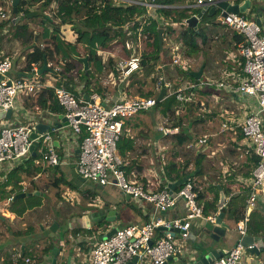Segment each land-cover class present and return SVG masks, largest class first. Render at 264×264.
<instances>
[{
    "label": "crops",
    "instance_id": "crops-1",
    "mask_svg": "<svg viewBox=\"0 0 264 264\" xmlns=\"http://www.w3.org/2000/svg\"><path fill=\"white\" fill-rule=\"evenodd\" d=\"M243 1L244 0H235L234 3L239 4ZM250 1V7L243 15L245 18L249 16L254 21L260 20L261 25L264 26L263 12L260 14L257 13V10L253 8L252 0ZM160 9H173L176 10L177 13L184 11L191 14V10H198L200 8L193 7L192 0H181L179 3L173 5H162L156 2L152 9L146 10V17H151L157 20L159 24L163 25V27H161L163 29L161 48L165 47L166 49H171V46H176L179 48V52L182 55L181 45L176 42L175 35L181 29L187 27V25H180V23L186 21L190 16L175 22L176 13L164 15L159 12ZM30 10L35 11L34 8ZM217 11L220 13V10ZM46 12L48 15L49 9H47ZM171 21H173L172 23H174L175 26L168 24ZM40 23L41 18L38 15L30 19H23L21 22V24L29 26L34 34L42 30ZM39 25L41 26L39 27L40 30L36 32L35 27ZM14 26L15 24H7L4 29L0 30V59L5 56L12 57L13 66L10 72L12 78H23L25 76L30 78V73L22 69L25 67V55L31 50V45L23 46L21 42L12 35L14 34ZM167 27L170 28L172 32H169V29L166 30ZM205 32L207 40L205 44H201L200 54L204 58L203 63L200 64L198 68L194 69L191 67V60L185 58L189 61V68L184 72L188 70L190 72H196L202 68V75L204 73L206 75L204 80L223 83L228 82L231 84L232 80H229V74H234V76L237 77L238 74L241 73V59L237 48L239 36L235 31L221 25L220 18L216 19L214 24H208ZM58 34L61 39L77 44L76 34L69 25H61L58 29ZM48 45H50V43ZM78 47L79 45L77 46V51L79 53ZM80 49L83 53H79L80 55L78 57H85V51L82 47H80ZM103 53L113 56L120 55V59L127 56L124 55L125 53L123 50L115 47ZM78 57H76V62L74 63V70L64 77H62L61 74L58 75L55 77V81L63 85L67 82V79L71 78L73 80L69 86L72 92L76 95L86 96L87 94L84 93L85 80H81L80 76H77V72L75 71L76 65L81 67L80 70H83L82 63L77 60ZM49 63L52 62L48 61L47 64ZM160 66L161 69L157 72H160L161 76L166 78L161 63ZM92 69L94 70V68H91V70ZM178 70H180L178 67L170 66L168 77L171 79V82L177 81V84H171L166 91L167 94L174 93L184 88V84L179 83H193L201 79L197 80L194 78L195 81L183 80L175 74ZM112 72L113 71H110L108 68L104 69L100 74L95 73L94 75L99 81V85L102 86L100 96L106 105L116 100L119 97L118 94L122 93L124 90V83L120 84L118 82L120 78L114 76ZM48 73L49 72H45L43 74L44 79L50 78ZM92 80L93 82L95 81V79L91 77V81ZM90 87L93 88L94 83L90 84L89 88ZM160 88L161 83L155 92L156 96ZM208 89L212 90L209 97L212 98L210 100L213 101L210 103L213 105H206V102L209 100H196L203 104L202 107L201 104L198 103L200 112L205 114L206 119L203 123L193 127L191 123L189 124V130L187 132L191 137L187 144L177 145L174 141H171L170 138H165V135L157 131L158 125L163 122L161 115L157 112L153 114L155 120L153 127L154 133L151 131L148 137H142L141 135V132L146 131L145 128L148 125L143 118L147 116L146 118L151 122L148 113L136 114L126 122V127L127 124H129L130 129L127 127L128 134L125 137L130 136L135 139L134 151L130 157L133 162H136L133 166L131 164V171L128 172L126 176L127 179L141 183L147 190L158 192L162 185L167 188L168 184L173 183L166 181L162 175L163 166L166 162L173 161L180 167V174H183V172H187L186 176L193 174L192 177L195 179L199 192L202 195L201 198L199 197V203L202 208L204 209L205 207L209 209L211 204L215 205L216 212L209 209L208 214L204 216L218 215L220 212L224 214L222 222L226 224L228 228L224 236L217 242L210 240L205 233L203 227L205 224L204 220L192 221L190 235L186 240H182L178 233L175 234V240L180 244L182 250L184 252L190 251L191 262L189 264L200 260L209 250L216 249L225 253L235 245L238 240V235L236 233L237 222L234 221L233 214L231 215L224 210L232 198L245 195V191L249 193L247 185L253 169L255 168L249 159V155L253 151L244 143L239 127L240 122L243 121L246 115L250 100L244 95L227 93L226 90L223 89H212V87ZM217 91L229 94L235 101L234 106L220 105L221 94L216 93ZM212 94H215L217 98H213L211 96ZM32 96L34 95L20 97L17 100L10 119L12 123L24 124L27 122H42L53 124L61 122L59 116L63 115L62 113H52L48 109L39 108L37 105L28 107L30 104V97L31 99L33 98ZM128 96L135 95L128 93ZM242 102L245 105L244 109L239 106V103ZM157 118L159 119L158 121ZM137 122L139 125L133 127V124ZM224 122L227 123L225 129L222 128ZM51 130L50 133L53 137L52 141L55 151L57 154H61L58 165L49 167L42 161L41 157L37 159L34 164L41 166V171L30 178H25L21 183V190L12 193V197L15 194L24 192L32 195L19 199L26 200L33 197L37 198L36 200H38L37 202H39V204L28 209L26 213L43 208L46 200L51 207L53 205V208L48 215L41 212L42 221L39 224L37 235L35 232L24 235L23 232L28 229L24 223L21 229L18 230L21 233L15 235V232L12 230V224L15 223V219L21 220L26 213L20 218L16 217L9 211L10 203L7 207L3 208L2 206L7 198L0 201L2 207L0 208V217H2L0 218V225H4L6 232V238L0 241V264H3L4 258L10 260L13 264L19 259H21V264H28L24 261L26 258L29 259V264H50L53 259V254H56V262L60 264H84V255L88 254L94 243L99 240L100 236L107 233L112 228H120L128 224L142 225L156 217L174 219L184 216L185 206L180 199L176 201L172 208H169L165 212H160L155 209L152 204L128 197L116 186H102L87 180H79L72 172V165L74 166L76 161L75 150L78 144L77 138L68 126H62L57 130ZM139 136L141 138H139ZM204 137H206L205 143H199L198 141ZM38 153L40 154L39 149ZM198 156H201L202 161L201 173L196 175L199 170L195 168L194 162ZM123 161L124 164L128 163V160ZM7 168V165H3V167L0 168V184L6 181L7 176L14 169L12 168L7 171ZM59 178H62L64 183H60L55 187L54 184ZM11 189L12 185H9L5 190L9 191ZM51 191L55 193L60 191L62 200L58 201L59 203L56 205L54 200L50 198ZM65 195L67 197H65ZM217 196L219 200L217 199V201H215V197ZM221 198H223L222 204L220 203ZM243 206L244 201L238 202L240 212ZM248 225L247 235L258 238L255 245L263 249V251L259 256L245 251L241 259V264H264V203L261 200L257 201L255 208L250 212V221ZM51 226H53L54 231L50 229ZM90 230H92L91 234L88 233ZM162 235V230H160V233L157 232V236ZM50 243L53 244L52 250L43 254V248ZM16 244L19 246L18 250H16V248L10 249ZM25 249L33 251V256L22 257ZM54 249L55 251L53 252ZM2 250L6 251L4 256L1 255ZM184 262V256H178L171 258V260H168L165 264H185Z\"/></svg>",
    "mask_w": 264,
    "mask_h": 264
},
{
    "label": "built area",
    "instance_id": "built-area-1",
    "mask_svg": "<svg viewBox=\"0 0 264 264\" xmlns=\"http://www.w3.org/2000/svg\"><path fill=\"white\" fill-rule=\"evenodd\" d=\"M220 1L192 0V4L195 8L210 9ZM225 1L228 6L235 5V0ZM130 2L143 5L146 10H150L157 0ZM0 4V20H7V14L12 10L11 0H0ZM45 13L47 14L46 11ZM24 16L23 13L19 14L22 20L26 19ZM168 24L175 26L172 22ZM220 24L235 31L240 37L237 48L242 63L241 73L237 77L229 74L231 84L209 80L179 83L184 84V88L171 94L165 92L164 99L176 95L181 103L193 101L203 107V104L195 99V90L214 87L226 90L227 93L244 95L250 100L246 115L239 127L244 143L259 158V161L247 185L249 193L245 200L244 215L236 224L238 240L232 248L210 263L241 264L242 256L247 251L242 246L241 239L247 235L250 212L255 208L258 200L264 203V26L261 25L260 20L259 22L247 20L243 14L233 12H227L224 17H220ZM180 25L186 26V21ZM127 48L130 51L129 54L119 59L112 72L114 76L120 78L118 82L126 83L134 73L145 81L151 80L161 69L159 61L141 64L140 36L136 43H128ZM12 62L10 56L0 59V112L9 109L13 112L20 97L34 95L42 89H51L68 122V127L77 138L79 152L74 167L83 180L102 186H116L128 197L152 204L160 212L172 208L178 199L182 200L185 206V214L180 218L156 217L142 225L128 224L116 228L109 238L94 243L88 254L84 255V264H129L134 257L137 258L135 264H165L169 258L178 256H184V263L189 264L190 251L182 250L175 240L174 231L177 230L180 238L186 240L190 235L193 220L214 223L217 217V214L204 216L195 179L186 180L182 187L173 193L167 188L158 192L147 190L141 183L127 179L123 170L124 161L116 149L118 140L128 134L126 122L136 114L155 106L157 96H128L129 90L124 89L118 94L119 97L116 100L106 105L97 92L86 96L75 95L62 84H58L55 77L60 75V70L52 63L47 64L51 69L48 73L50 78L44 79L42 75L37 74L39 69L37 66H33L30 78L26 76L12 78L10 76ZM171 66L183 71L189 68V61L182 57L176 46H171ZM161 82L164 83L166 91L171 84H177V81H167L162 76ZM211 96L217 98L215 94ZM35 124L34 122L17 124L12 123L10 119L0 120V168L7 165L6 170L9 171L30 155V147L33 143L30 134L35 132ZM226 127L227 123L224 122L222 128ZM157 131L163 135H173L179 129L168 127L165 122H162L158 125ZM52 140L50 132L39 134L36 140L40 143L41 159L49 167L58 165L60 159ZM205 141L206 137L198 142L202 144ZM11 201L12 196L7 198L2 206L7 207ZM0 208H2L1 205ZM158 229L162 230V236H157ZM24 261L28 264L30 262L27 258ZM55 264L60 263L55 262Z\"/></svg>",
    "mask_w": 264,
    "mask_h": 264
},
{
    "label": "trees",
    "instance_id": "trees-1",
    "mask_svg": "<svg viewBox=\"0 0 264 264\" xmlns=\"http://www.w3.org/2000/svg\"><path fill=\"white\" fill-rule=\"evenodd\" d=\"M130 1L134 0H20L18 5V16L23 13L26 15L30 12L31 8H34L41 18L42 30L38 33H33L29 26L15 23L13 36L18 39L23 46L31 45V50L25 55V67L23 71L30 73L33 66L41 67L44 59L51 61L52 64L59 68L60 74L64 77L74 70V63L76 57L80 54L77 51V46H81L85 51V55L88 58V70H79L81 80H85L84 93L87 95L92 92H97L101 95V85L95 78V73L100 74L104 69L115 70V65L120 59L119 56L106 55L105 51L111 50L114 47L124 51V55L129 54L128 43H136L140 36L141 45V64L145 65L148 62L158 60L163 66V72L166 76L164 78L167 81L171 79L169 76V69L171 66V49L161 48L158 44V29L163 27L157 20L151 17H146V7L143 5L135 4ZM181 0H157L158 4L162 5H173L179 3ZM49 9L47 15L45 11ZM159 12L164 15H172L176 13L175 22L181 21L192 14H198L200 9L191 10V14L186 12L177 13L173 9H160ZM217 12L209 14L208 11L204 12L200 17L197 29L184 27L176 33V42L181 45L182 57L192 59L195 56L201 54V44H205L206 27L208 24H214ZM12 15V11H11ZM11 17L8 20H0V30L4 29L7 24L10 23ZM173 22V21H171ZM67 24L71 27L72 31L76 34L77 44L65 41L61 39L58 34V29L61 25ZM169 32H172L170 28ZM240 40V37L238 41ZM46 41V42H45ZM50 43V45H48ZM107 65V67H106ZM91 68H94V70ZM242 68V63L240 64ZM177 70V69H176ZM176 75L181 77L183 80L195 81L191 72L178 70L175 72ZM43 77V75H42ZM57 77V76H56ZM92 79H95L93 82ZM161 73L157 72L154 77L145 81L139 77L136 73L132 74L127 82L123 84V89H128L130 94L140 97H155V92L160 85ZM73 79H67V82L63 84V87L67 90L70 89V83ZM94 83L93 88H89L90 84ZM58 84H60L58 82ZM214 89V87H212ZM208 88L202 90H195V98L209 100L207 104L209 106L212 98L209 95L211 91L207 92ZM74 93V92H73ZM75 94V93H74ZM76 95V94H75ZM33 98L30 97V104L28 107L37 105L41 109H48L52 113H62V110L54 98L53 91L51 89H42L36 92ZM35 98V99H34ZM209 98V99H207ZM158 113L161 115L165 125L171 128H178L179 131L173 135H165V138H170L177 145H184L190 141L188 134L189 124L192 127L203 123L206 119L205 114L200 112V106L198 103L193 101L190 102H179L176 95L169 96L163 101L157 103L150 110L141 112L140 114H147V112ZM150 115V114H149ZM151 120L154 119L153 115H150ZM133 127H137L139 123L133 124ZM130 129L129 124H127ZM132 127V126H131ZM154 133V129H153ZM135 139L128 136L122 137L116 144V149L122 160H128V163L123 166L125 175L131 171L132 166L136 162H133L130 157L134 151ZM40 147L39 142H35L36 155H29L25 158L18 166H16L7 176L5 182L0 184V201L12 196L15 191L21 190V183L25 178H30L33 175L41 171V166L35 165L34 162L41 157L38 153ZM60 157L61 154L59 153ZM253 166L258 164L259 158L251 152L249 155ZM201 156H198L194 162V166L201 173ZM184 168V167H182ZM162 175L166 181L176 182L181 177H185L187 172L180 174V167L173 161H168L163 166ZM193 178V177H191ZM64 183L62 178H59L54 184L55 187L58 184ZM12 185V189L6 191V187ZM166 187V186H165ZM163 185L158 191L165 188ZM181 186H178L175 191H178ZM243 196H236L230 200L228 206L224 210L229 214H233L234 221L238 222L244 215L245 200L248 196L247 191L244 192ZM201 198V193L199 194ZM37 198L29 199H17L11 201L9 211L12 212L16 217H22L28 209H31L39 204ZM219 200L218 196L215 197V201ZM31 200L34 201L31 202ZM214 201V202H215ZM244 201V206L241 209L238 207V202ZM215 205L211 204L209 209L216 212ZM204 207V215L208 214V210ZM249 224V223H248ZM249 228V225L247 226ZM33 228L28 227L23 232L24 235L32 234ZM157 232L160 233L158 229ZM89 234L92 230L88 231ZM53 248V244L45 246L42 250L43 254L48 253ZM33 251L25 249L22 257L33 256ZM21 259L16 261L15 264H21ZM3 264H13L10 260L4 258Z\"/></svg>",
    "mask_w": 264,
    "mask_h": 264
},
{
    "label": "water",
    "instance_id": "water-1",
    "mask_svg": "<svg viewBox=\"0 0 264 264\" xmlns=\"http://www.w3.org/2000/svg\"><path fill=\"white\" fill-rule=\"evenodd\" d=\"M20 0H11V8H12V13L13 14H17L18 13V5H19ZM251 1L250 0H244L243 2H240L239 4H235L233 6H228L227 2L225 0H221L220 2H218L216 4L215 7H212L210 9H207L206 7L201 8L200 13L197 14V16H190L189 18L186 19V24L188 29L193 28V29H197V25L200 21V17L202 16V14L206 11H208L209 14L215 13L217 10H220V16L224 17L226 15L227 12H233V13H240V14H244L246 12V10L250 7ZM38 13L35 11H31L26 15V18L30 19L32 17L37 16ZM257 22H259L257 20ZM162 33H163V29L160 28L158 30V44L161 47L162 46ZM77 60L82 63L83 65V70H88V58L87 56L85 57H78ZM51 69L48 68L47 66V61L46 59H44L42 66L38 69L37 74L38 75H43L45 72H50ZM191 75L195 78V79H200L202 76V68L199 69L196 72H191ZM165 86L164 83L161 82V88L160 91L155 99L156 103H159L161 101H163L164 99V95H165ZM12 117V110L9 109L7 111H1L0 112V120L3 119H11ZM59 119L61 120L60 123H36L35 124V132H32L30 134V138L33 140V143L30 147V155L31 156H35L36 155V149H35V142L39 136V134H43L45 132H50L52 131L51 129H60L62 126H68V122L66 121V118L61 115L59 116ZM79 150L76 149L75 150V156H77ZM60 160V159H59ZM73 167V174L81 181H83V179L77 175L74 166ZM193 174H190V176H185L180 178L179 180H177L176 182L170 183L167 185V189L173 193L175 191V189L178 186H181L186 180L190 179L192 177ZM32 194L30 193H18L15 194L12 197V201H15L19 198H24L26 196H31ZM220 203H223V198L220 199ZM223 212H220L214 223L211 222H206L204 224V230L205 233L207 234L208 238L212 241H218L220 238H222L225 234L226 229L228 228V226L226 224H224L222 222L223 219ZM2 218V217H0ZM52 231H54L53 226H51L50 228ZM116 231V228H112L111 230H109L107 233L103 234L102 236L99 237V240H104L106 238H109L114 232ZM178 231L175 230L174 233H177ZM173 233V234H174ZM256 240H258V238H255L251 235H245L242 239H241V244L242 246H244L247 250V252H250L256 256H259L260 253L263 251V249L258 248L255 245ZM55 251V249L53 250V252ZM223 254V252L218 251L216 249H212L209 250L205 253V255L198 261L193 262L192 264H210L213 260L219 258L221 255ZM168 260H171V258H169ZM137 261V258L134 257L132 262H130L129 264H135ZM56 262V254H53V259L51 260L50 264H55Z\"/></svg>",
    "mask_w": 264,
    "mask_h": 264
},
{
    "label": "rangeland",
    "instance_id": "rangeland-1",
    "mask_svg": "<svg viewBox=\"0 0 264 264\" xmlns=\"http://www.w3.org/2000/svg\"><path fill=\"white\" fill-rule=\"evenodd\" d=\"M252 5H253V8L254 9H256L257 10V13H262L263 15H264V0H252ZM12 11V10H11ZM9 15V16H8ZM7 16H8V18L9 17H11V19H10V25H13V24H15V21L17 20V23H21L22 22V19L18 16V14H13L12 13V15H11V12H9L8 14H7ZM220 18V13L219 12H217V17H216V19H219ZM246 19L247 20H253L252 18H250L249 16L248 17H246ZM8 20V19H7ZM39 27H41L40 25L39 26H37V27H35V31L36 32H38L39 30H40V28ZM30 28V27H29ZM31 29V28H30ZM14 31H15V29H14ZM13 35V34H12ZM80 47L81 46H79L78 47V50H79V53H83L82 52V50L80 49ZM191 61V67L192 68H194V69H196V68H198L199 67V65L200 64H202L203 63V61H204V58H203V56L202 55H198V56H195L194 58H192V59H190ZM80 66H78V65H76V72H77V76H80V74L78 73V71L80 70ZM78 70V71H77ZM205 77H206V75H205V73L201 76V81H203L204 79H205ZM209 91H212V90H210V89H208L207 90V92H209ZM216 93H220L219 91H217ZM221 94V100H220V105H227V106H234V104H235V101L230 97V95L229 94H225L224 92H222V93H220ZM156 96V95H155ZM212 103H210V105H211ZM206 105H207V102H206ZM213 105V104H212ZM211 105V106H212ZM239 106H241L242 107V109H244V103L242 102V103H239ZM148 113V115L150 114L151 116L153 115V110L151 111V112H147ZM147 116H145L143 119L147 122V124L150 126V128H149V126L147 125L146 126V128H145V130L146 131H144V132H141V135H142V137H148L149 136V134L151 133V131H153V127H154V119L153 120H151V118H150V120H151V122L146 118ZM154 117V116H153ZM159 119L157 118V121H158ZM152 125V126H151ZM139 138H141L140 136H139ZM50 198L52 199V200H54V203H55V205L56 204H58L59 202L58 201H60V200H62V198H61V195H60V191H58V193H55V192H53V191H51V193H50ZM65 197H67L66 195H65ZM31 202H33L34 203V201L33 200H31ZM53 208V205H52V207H51V205L49 204V202L46 200V202H45V205H44V207L43 208H41V209H37V210H34V211H31V212H29V213H26L25 215H24V217L20 220H18V219H15V223L14 224H12L13 226V228H12V230L15 232V235H17L18 233H21V232H19L18 230L19 229H21V226H22V224L24 223L25 225H26V228H28V227H32L33 228V233L35 232V234L37 235V233H38V229H39V224L41 223V219H42V216H41V212H44L45 213V215H48V213H50V211H51V209ZM43 215V214H42ZM25 228V227H24ZM61 232V231H60ZM6 232H5V227H4V225L3 224H1L0 225V241H2L3 240V238H6V234H5ZM14 234V233H13ZM36 235H35V237H36ZM16 248V250H18L19 249V246L16 244V245H14L12 248H10V249H15ZM6 253V251L5 250H2L1 251V255L2 256H4V254Z\"/></svg>",
    "mask_w": 264,
    "mask_h": 264
},
{
    "label": "bare ground",
    "instance_id": "bare-ground-1",
    "mask_svg": "<svg viewBox=\"0 0 264 264\" xmlns=\"http://www.w3.org/2000/svg\"><path fill=\"white\" fill-rule=\"evenodd\" d=\"M3 208H4V206H3Z\"/></svg>",
    "mask_w": 264,
    "mask_h": 264
}]
</instances>
